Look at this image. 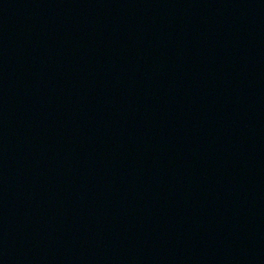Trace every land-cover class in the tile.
<instances>
[{"label": "water", "instance_id": "95a60500", "mask_svg": "<svg viewBox=\"0 0 264 264\" xmlns=\"http://www.w3.org/2000/svg\"><path fill=\"white\" fill-rule=\"evenodd\" d=\"M0 264H264V0H0Z\"/></svg>", "mask_w": 264, "mask_h": 264}]
</instances>
